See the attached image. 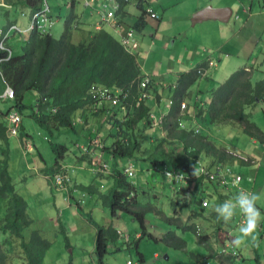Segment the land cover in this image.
Instances as JSON below:
<instances>
[{"label":"trees","instance_id":"16d2710c","mask_svg":"<svg viewBox=\"0 0 264 264\" xmlns=\"http://www.w3.org/2000/svg\"><path fill=\"white\" fill-rule=\"evenodd\" d=\"M120 2L121 8L116 14L119 23L126 17V9L131 0ZM20 3L34 13L43 10L47 0H21ZM135 7L142 12L135 24L137 29H141L145 26L150 7L145 0L136 1ZM75 19L73 10L59 38L41 31L28 33L24 36V46L19 54L14 52L8 42L13 50V56L1 64L0 77L15 91L14 106L22 114L23 109L29 107L24 103L25 97L31 91H37L39 98L30 105L32 110L30 115L42 128L52 131L74 128L77 125L85 127V120L76 122L77 114L84 119V114L89 110L97 115L105 114L99 129L105 124L117 128L116 133L109 134L112 137L111 145L101 138L105 142L104 150L110 153L114 172L108 175L112 181L111 190L100 197L110 206L113 215H118L119 211L125 212L140 224L141 232H136L141 233L140 237L134 240L132 236L126 244L138 250L140 240L149 237L165 242L168 246L186 250L188 242L177 234V230L191 231L198 236L200 242H204L206 235L201 234L197 225L195 223L187 225V219L190 222L193 216L186 218L184 216L190 212V203L186 197L180 202L176 198L173 199L171 202L173 215L167 216L153 203L141 202L136 185L122 173V169L127 166L125 162L144 160L154 165L155 169L162 167L181 170L189 176V180L196 181L197 161L200 158L212 156L214 160L220 162L232 158V155L227 154L225 149L218 148L201 131L195 132L194 127L188 129L182 127V121L187 120V116L182 115L181 104L191 98V88L203 78L199 71L210 68L208 61L179 74L173 91H171L173 84L164 89L163 94L170 98L171 108L163 117L161 126L155 129L151 114L157 110L152 99L154 96L161 101L162 95L159 91L163 86L156 83L151 76L149 84L145 88L141 87L146 75L143 74L137 55L126 49L105 27L92 30L90 39L86 38L79 43L73 42ZM252 72L248 67L239 68L217 88H210V102L203 106L202 102L198 105L195 101L194 107L198 120L204 116L205 120L212 124L239 125L248 136L264 144V131L252 120L251 111L248 112V109H254L258 102L264 100V79L254 83ZM97 88L118 93V103L111 105L108 102H98L93 97V91ZM143 91L152 95L151 99L139 102ZM98 104H101V107L95 109ZM7 115L0 111V140L7 145L0 149L2 156L0 197L6 202V216L0 220V264H18L19 259H24L26 264H43L46 250H49L51 243L46 242L45 236L38 230L33 231L30 239H25V230L33 221L28 213V204L19 193L10 173ZM145 125L154 127V132L151 130L143 136L142 130ZM23 129V126L20 127L21 133ZM89 139H92V134ZM146 142L148 146H145ZM167 144L170 145V151L166 148ZM52 149L58 154L56 165L62 167L68 148L53 143ZM83 156L82 159L87 155ZM99 174L98 176L105 177L103 173ZM81 187L91 193L98 192L94 186ZM75 189L79 191L78 184L72 191ZM83 196L86 197L87 194L84 192ZM203 202L204 198L195 204L201 209H206ZM150 212L156 213L174 229L168 230L160 238L154 236L146 227V215ZM212 214L217 216L215 212ZM192 215H196L195 218L202 217V212L194 211ZM2 233L10 238L2 240ZM64 233L66 234L65 231ZM67 236L66 234L68 240ZM120 238L118 228L115 226L105 227L97 224L96 255L99 264H103V259L109 253L110 243ZM138 254L142 262L143 255L139 252ZM257 261V264H260L258 258Z\"/></svg>","mask_w":264,"mask_h":264},{"label":"rangeland","instance_id":"374dc122","mask_svg":"<svg viewBox=\"0 0 264 264\" xmlns=\"http://www.w3.org/2000/svg\"><path fill=\"white\" fill-rule=\"evenodd\" d=\"M211 0H149L151 8L157 11L159 18L156 19L151 15H147L145 26L137 29L135 24L142 12L136 6V0H131L127 7V15L123 18L122 32L127 33L134 29L132 42L134 47L132 53L137 55L138 62L141 66L143 74L146 77H154L159 85L174 84L178 75L197 67L199 64L211 58L215 66H210L209 79L201 78L193 87L195 93L202 99H209L210 88H217L221 83L230 77L232 73L245 65L251 69L253 82L256 83L264 79V43L260 40L257 33L252 32L248 27L243 28L241 21H238L236 15L241 16V20L245 21L246 14L236 12L234 19L229 23L221 26V32L230 40L228 42L217 41L214 31H204L206 24L198 23L195 26L191 24L192 15L198 7L203 3H209ZM47 4L51 10V17L56 20V24L50 29L54 37L59 38L64 32L66 18L73 12L74 8L69 0H47ZM207 7V6H204ZM198 8V9H200ZM75 11L81 15L84 23L92 30L94 23L100 20L96 14L98 10L87 7L83 2H77ZM109 11V10H107ZM91 12L90 15H87ZM22 13L28 14L29 10L19 4H14L11 8L0 7V31H2L8 23L22 16ZM213 22V21H212ZM106 29L109 30L117 39H121V31L116 30L108 23L102 22ZM29 32H26L27 34ZM74 36L77 31L74 29ZM73 36L74 39H76ZM18 39V38H16ZM73 39V40H74ZM24 46L23 42H19ZM15 52H21L22 47L16 49ZM151 75V76H149ZM37 93V91H35ZM38 94V93H37ZM193 93H191V96ZM190 96V97H191ZM165 100H170L166 95ZM32 98L28 102V108L23 109L24 134H28L30 142L36 148L35 152L27 153L22 145L21 136L11 137L9 140V149L11 162H9L10 173L17 185V188L23 189V193L29 202V213L34 222L25 230V239H30L33 231H40L45 237L46 242L52 243V249L46 250L44 264H99L95 253V244L97 237V225L106 227L115 225L116 228L127 232L131 237H136V232H141L140 224L131 215L125 212H118L113 215L110 207L101 199V194H108L112 188V181L107 176L99 177L94 171L95 165H101L110 161V153L108 150L102 155V158L93 156V152L82 159L83 152L79 148L85 145L90 134L94 133L95 127L89 122H85V127L77 125L74 128H61L49 131L40 127L30 115V108L33 103ZM14 100H1L0 109L4 112L8 111ZM190 102V98L187 100ZM160 103H163L160 102ZM252 113V120L264 131V101L258 102L254 109H248ZM104 120V119H103ZM77 122V119H76ZM237 128L239 125H230ZM241 127V126H240ZM110 124L95 134L101 135V138L108 144H112L110 133H116L117 128L111 130ZM154 132V127L145 125L142 130L143 136L149 131ZM203 133L217 142L218 145H224L231 141L234 143V149L238 155H242L241 151L247 155H253L256 146L253 139L244 131H233L229 125H214L211 133L206 126H203ZM24 135V137H25ZM93 136V134H92ZM3 144L4 141H0ZM66 146L68 152L63 163L70 167L69 175L72 179L71 184H78L77 180L83 186H94L98 192H90L89 190H81L78 194V203H84L82 207L69 201V193L71 198L76 192L72 191L74 184L67 190L58 189L55 185L46 179V170L52 167L58 154L52 149V144ZM78 144V146H76ZM148 146V143H145ZM232 147V146H227ZM166 148L170 151V145ZM234 150V151H235ZM97 151V149H94ZM1 162V157H0ZM143 162V163H136ZM144 160H133L138 173L131 178L139 193L138 198L143 203H153L164 214L171 216L173 213L171 202L176 198L178 202L182 201L184 195L178 193L177 187L170 185L169 179L160 170H154V165ZM152 166V167H148ZM123 165V164H122ZM121 165V167H122ZM114 168V166H113ZM107 175V174H103ZM169 186V187H168ZM49 189L44 200V190ZM36 192H40V196H36ZM84 192L87 194L83 196ZM190 211V208H189ZM6 216V202L0 197V220ZM186 217L193 216L187 225L195 221L201 223L198 225L203 232H207L205 224L208 220L202 217H196L189 214ZM147 229L157 237H161L169 229H174L165 223L156 213L150 212L146 215ZM64 231L68 235L70 247H67ZM177 234L184 237L187 242L186 250L168 246L165 242L156 241L153 238H143L140 240L139 249L129 246L125 238H121L109 245V253L103 259V264H128L133 261L134 264H206L207 245L198 242L196 235L191 232H183L177 230ZM2 240L9 239L7 234H1ZM144 255V262L140 261V254ZM159 253V259L156 254ZM166 255L169 259H166ZM193 255L202 256L197 261ZM18 264H26L24 259H19ZM213 264H217L213 262Z\"/></svg>","mask_w":264,"mask_h":264},{"label":"crops","instance_id":"0c3cea01","mask_svg":"<svg viewBox=\"0 0 264 264\" xmlns=\"http://www.w3.org/2000/svg\"><path fill=\"white\" fill-rule=\"evenodd\" d=\"M20 1L21 0H0V7L11 8V6L14 4L15 5L19 4L22 7H24L23 4L20 3ZM145 2L147 4V6L151 8V3L149 2V0H145ZM76 4H77V2L75 4H72L73 8H74V14L76 15V19L74 21V29L77 31L76 36H74V33H73V36L76 38V39L73 38L74 39L73 42L79 43L86 38L90 39L91 36L89 37V35H90V32L92 31V28H91V26L89 27L87 25L88 23H84L82 18H81V15L75 11ZM204 6H211L214 8H225V7L231 8L233 10V14H232V17L229 20V22H231L234 19L236 12H243V14H246L245 21H242L241 16L239 14H237L236 18L238 19V21H241V25L243 26V28L248 27V29L250 31L257 33L260 40L264 43V0H211V1H209V3H203V5L201 6L202 8L198 7L200 9L197 8L196 12L205 8ZM26 9L29 10L28 14L22 13V16L17 17L16 20H14L12 22L10 21L8 23V25L0 32H3L4 30L8 29V27L11 24H17L20 26V28H22L23 31H26L28 26L31 23V18H32V11L29 8H26ZM154 11L157 12L156 10H154ZM196 12H194V14ZM90 14H91V12H89L87 15H90ZM96 14L100 17V20L95 21L94 29L99 30L102 27H105V25H103L101 23L102 20H101L100 13L96 12ZM193 15H192V17H193ZM67 18H66V22H67ZM229 22H227V23H229ZM205 23H211V24H206L207 26L204 27V31L216 32L217 37H214V38L217 41H223V43H224V42H228L230 40L228 37H226V35H224L221 32V26H219L220 23L224 24L225 22H221L219 20H208V21H205ZM191 24H192V19H191ZM120 26H121V30H122L123 21L121 22ZM65 28H66V25H65ZM111 28L113 29V26H111ZM73 32H74V30H73ZM25 33H23L21 35L13 33L11 38L8 41L9 45L13 49H14V45H13L14 43H15V45L18 44L16 46V49H18L19 47H22L21 46L22 44H20L19 42L20 41L24 42V36L28 34V33L27 34H25ZM16 38H18V39H16ZM21 52H22V50H21ZM21 52H16V54L17 53L19 54ZM209 59H211V58H209ZM247 66L248 65H245L244 67H247ZM249 70H250V68H249ZM187 71H189V70L187 69ZM209 72H210V68L208 70V76L205 78L209 77ZM149 76H151V75H149ZM178 77H179V75H178ZM178 77H177V79H178ZM176 80H175V83L172 85L174 87L172 88L171 91H173L175 88V84L177 82ZM161 86H163V87H161L159 94H161L162 98H163L164 89L170 85H161ZM5 88H6V84H5L4 80L0 77V99L3 101L10 100V99L1 98V95L3 94ZM193 88L194 87L191 88V92L193 93V95L191 96L189 105L187 106V127L200 128V131L202 132L203 135H205L208 138V140H211L218 148L225 149L227 154H231L232 152H238L239 153V151L234 149L233 146H235V145L231 141H229L226 144V146L218 145L217 142L211 138V135L209 137L203 133V126H206L207 129L209 130V133H211L213 126L217 125V124H215V123L212 124L209 120H205L204 116H202L201 120L200 119L198 120V117L196 115L197 112H196V109L194 107V103H195V101H197L198 105H201V102H202L203 106H205L206 103L210 102L211 95L209 96V99H202V97L198 96L197 93H195L196 89L193 90ZM37 93L35 91H31L30 93H28L27 96L25 97L24 103L28 106V102L32 98L36 97V99H38L39 93L38 94ZM35 101L36 100L34 99L33 103H35ZM152 101H153L152 102L153 106L157 110L155 112L156 117H158V118L163 117V115L167 111L166 105L170 101L163 99L162 100L163 103H159L155 98H153ZM12 102H13L12 107L8 111H6L5 113L9 114L13 110L19 111L18 108H16L14 106L15 100ZM98 107H101V104H98L95 107V109ZM0 111H2V110L0 109ZM2 112H4V111H2ZM104 116H105V114L97 115V114H94V111L89 110L84 114V119H81L79 114H77V120H82L83 122L85 120L86 123L89 122L90 124H92L93 127L96 128V129H94V133H95V131L97 132V130H99L100 124L103 121V119L105 118ZM6 122H7V127H8V115L6 116ZM191 125H193V126H191ZM22 126L24 127L23 115H22L21 127ZM158 127L159 126H155V129ZM229 127L234 132L235 131H238V132L244 131V129L240 126H238L237 128H233V126L229 125ZM112 128L113 127L111 126V129ZM24 132L25 131L23 129L22 133L20 131L19 135L21 136V138L23 136L22 145L24 147V150L27 153H30L29 151H27L26 146L28 143L31 144L30 142H28L31 140L29 138V135L28 134L25 135ZM94 133H92L93 137L99 136V135L94 134ZM7 135H8V133H7ZM24 135H25V137H24ZM8 137L10 140L11 136L8 135ZM99 137L101 139V135ZM250 138H252V137H250ZM252 139L256 145L254 147V150H253V152H254L253 155H251V154L247 155L246 153L243 152L244 151L243 150V151H241V153H242L241 156L236 154L235 156H232V158L230 160H224L223 162H220L218 160H214V158L212 156H204L201 159H203L206 163H208L211 166H215L216 164H220V163H225V167L231 168L236 173L243 174L242 175L243 178L240 182V186L242 187L243 190L251 191V192H254L258 195V199L256 201V207L261 211L262 214H264V144L259 143V141L256 140L255 138H252ZM88 140L90 141L89 137L87 138L86 144L89 142ZM0 141H2V140H0ZM101 142H102V144L105 145V142L102 139H101ZM76 146H78V144H76ZM227 146H232V147L227 148ZM8 147H9V143H8ZM32 147H33V145H32ZM1 148H5V144H3L2 142H0V149ZM94 149H97V151H94ZM33 150L35 152L36 148L33 147ZM105 151H106V149L104 150V148L93 147L91 149L90 153L93 152L92 155L98 156L97 158L99 159V157L102 158V155L105 153ZM89 154H87V155H89ZM0 157L2 159L1 154H0ZM63 161H62V163H63ZM106 163L110 167V171H107L104 174H107L105 176H108L114 172L112 159H110V161H108ZM125 163L130 164V163H133V161L131 160L130 162H125ZM136 163H143V162H136ZM55 165H56V162L52 167H50L46 170V179L58 188V186L53 181V175L55 173L61 171L62 168L64 166H66V164L63 163L62 167H58L57 165L56 166ZM148 167H152V166H148ZM98 175H100V174H97V176ZM75 182L78 183L79 191L74 190V192H76V194H74L72 196V198H71V195L68 191L69 188L68 189L58 188V189H61L62 191L67 190L69 193V201L71 203L76 204L80 208V207H82V204L78 203V197H79L78 193L80 192V187L83 185H82V183H79L77 180H75ZM170 185H172V184L169 181V186ZM81 189H82V187H81ZM18 190H19V193L25 198V200L28 204V213H29V209H30L29 202H28L27 198L25 197V194L23 193L24 191H23V189H19V188H18ZM181 190L183 192L184 197H186L190 203L189 208H190L191 213L193 214L194 211H204V212H202V218L204 220H208V221L202 223V224H205V228H207V232L202 233V235H206V237L204 238V242H200L198 236L196 235L199 243L207 245V247H206L207 252H208L207 255H209V256L206 257V262L211 261V264H213V262H215L217 264H221V263L222 264H240V263L257 264V262H258L257 258H258L260 264H264V221H262L257 226V228L253 231L252 234H250L247 237H242V242L239 245H235L233 243V241L236 239L237 236H240L239 227L244 223V217L237 210L236 213L234 214L233 218L229 222L225 223L222 219H218L217 216H213V214H212V212H215L214 208L217 204L222 203L225 200H229V199L234 198L235 194L237 193V190L235 188L230 189V190L229 189H222L221 186H219L215 182H209L207 180H203V182L202 181L194 182V181L189 180L187 183V187L182 188ZM137 191H138V189H137ZM49 192H50L49 189L44 190V200H46V193H49ZM35 194L37 197L40 196V192H36ZM202 198H207L210 202L211 207L206 208V209H201L200 207H198L195 204V202L197 203V201L201 200ZM101 199H103V198H101ZM207 214L209 216H207ZM29 215H30V213H29ZM31 220L34 222V219L32 217H31ZM194 223L197 225V227H199L198 225L201 226L200 222L197 223L195 221ZM113 226H115V225H113ZM199 228H201V227H199ZM119 231H122L127 235L126 231H124L122 229H118V233H119ZM140 235H141V233H137L136 237H132V239L136 240L137 238L140 237ZM158 238H160V237H158ZM66 242H67V247L69 248L70 247L69 237H68V240H66ZM231 243L233 245H235L236 248L240 252V256L238 258L230 255V252H229L230 250L228 247H230ZM187 245H188V243H187ZM225 248H227L228 251L226 250V251L222 252V250ZM50 249H52V243H51ZM95 253H96V244H95ZM159 257H160V254L157 253L156 259H159ZM193 257L197 261H200L202 259V256H198V255H193ZM166 259H169L168 255H166ZM144 260H145V257L143 255L142 262H144Z\"/></svg>","mask_w":264,"mask_h":264},{"label":"built area","instance_id":"2783aa9c","mask_svg":"<svg viewBox=\"0 0 264 264\" xmlns=\"http://www.w3.org/2000/svg\"><path fill=\"white\" fill-rule=\"evenodd\" d=\"M70 2H83L87 7H90L91 9H96L101 15L102 22L108 23L109 25L113 26L116 30L121 31V26L119 25V21L117 19V12L121 8V2L120 0H69ZM138 1V0H136ZM109 10V11H107ZM149 15L152 17L158 19L159 15L157 12H155L152 8H149ZM50 7L46 3L43 10L39 12H34L32 14L31 23L28 26L26 31H23L22 28H20L17 24H11L8 29L4 30L3 32H0V67L1 64L4 61L9 60L13 56V50L8 45V41L11 38L12 34H23L25 32H35V31H41L43 33H48L51 28H53L56 24V20H54L50 15ZM134 35V29L129 30L127 33H123L121 31V43L122 45L132 51L134 47V43L132 42V36ZM210 64L214 65V62L210 60ZM202 72V70H200ZM150 82V77H145L141 82V87L145 88ZM151 96L148 92L143 91V95L139 98V102L142 100L151 99ZM93 97L98 100V102H108L111 105H116L119 101V95L118 93L114 94L108 89L103 88H97L93 91ZM1 98L4 99H15V91L12 86L6 85V88L1 95ZM139 104V103H138ZM171 102H169L166 106L167 108H170ZM182 108H186L187 104L185 102L182 103ZM166 113V112H165ZM165 115V114H164ZM163 115V117H164ZM154 126H159L162 122L163 117H156L155 112L151 114ZM22 123V114L17 111L13 110L8 114V128L7 133L11 137H17L20 133V127ZM27 151H32L33 147L31 144H27ZM93 147H100L102 148V142L99 136H94L92 139H90L88 145L80 146V149L84 153H88ZM109 169V166L107 164H103L102 166L95 168L94 171L101 172V171H107ZM70 168L68 166H64L61 171L57 172V174L54 175L53 181L54 183L59 186L62 189H67V187H70L72 183V179L69 175ZM124 173L128 175L129 177H133L137 174V169L135 168L134 164L130 163L128 166L124 168ZM167 177L172 181L174 185H181L183 182H185V174L181 171L177 170H170L166 169L165 171ZM199 176H207L211 181H217L222 185H235V187L238 190H243L242 187L239 185V183L242 180V176L240 174H236L232 171L231 168H225L221 169L219 173H214L209 171L207 168H205L203 165L200 164L199 166ZM75 191H78L75 189ZM204 206H208L209 202L204 201ZM121 234H123L121 232ZM229 252L233 256H239L238 249L235 245L232 243L230 244ZM228 251L227 248L223 249L222 252ZM128 264H132L131 261H128ZM209 264V263H208ZM243 264V263H241Z\"/></svg>","mask_w":264,"mask_h":264},{"label":"clouds","instance_id":"9594fccd","mask_svg":"<svg viewBox=\"0 0 264 264\" xmlns=\"http://www.w3.org/2000/svg\"><path fill=\"white\" fill-rule=\"evenodd\" d=\"M72 4H75L76 3V1L75 2H71ZM33 14V13H32ZM57 22V21H56ZM122 22V21H121ZM121 22L119 23V25L121 24ZM121 42V41H120ZM130 51V50H129ZM132 52V51H131ZM210 60H212V59H209V60H207L208 61V63H209V67L211 66H215V63H214V65H211L210 64ZM213 61V60H212ZM208 70L209 69H207V70H203L201 73H202V75H203V77H207L208 76ZM200 72V71H199ZM153 98H155L154 96H153ZM16 99V98H15ZM157 101H158V99L157 98H155ZM164 98H162L161 99V101L163 100ZM161 101H158L159 103L161 102ZM170 101V100H169ZM171 102V101H170ZM186 104H187V101H184ZM183 103V102H182ZM182 105V104H181ZM189 104H187V106H188ZM167 107V106H166ZM170 108H171V105H170ZM170 108H167V111H166V113H165V115L168 113V111L170 110ZM181 110H182V115H185V116H187V107L186 108H182V106H181ZM164 115V116H165ZM163 120V119H162ZM182 121V120H181ZM198 121V120H197ZM77 122H81V120H77ZM200 122V121H199ZM161 126V124L159 125V127ZM155 127V126H154ZM182 127L184 128V129H188L189 127H187V120H184V121H182ZM196 129V131L195 132H200V128H195ZM93 137V136H92ZM85 145H88V144H85ZM103 145V147L102 148H105V145L104 144H102ZM80 146H83V145H80ZM80 146H79V148H80ZM82 151V150H81ZM83 152V151H82ZM91 152V150L88 152V153H84L85 155H87V154H89ZM230 155H232V156H235L236 155V152H232ZM103 164H107V163H102L101 165H95L94 167H93V169H95V168H98V167H100V166H102ZM133 164V163H132ZM200 164L201 165H203L205 168H207L209 171H211V172H214V173H219V171L221 170V169H225V168H229V167H225V163H220V164H216L215 166H209L208 165V163H206L203 159H199L198 161H197V169H198V173H197V176H196V178H197V180L196 181H194V182H198V181H202L203 182V180H207V181H209V182H215V183H217L219 186H221V188L222 189H233V188H235L236 190H237V193L235 194V196H234V198H232V199H229V200H225L224 202H222V203H219V204H217L216 206H215V208H214V211H215V213L217 214V218L218 219H222L225 223H227V222H229L232 218H233V216H234V214L236 213V211L238 210L239 212H240V214L244 217V223L239 227V233H240V236H237L236 237V239L233 241V243L235 244V245H239L241 242H242V237H247V236H249L250 234H252L253 233V231L257 228V226L262 222V221H264V214H262L261 213V211L256 207V201H257V199H258V195L256 194V193H254V192H251V191H246V190H238L236 187H235V185H227V186H225V185H222V184H220L219 182H217V181H211L207 176H199V166H200ZM108 165V164H107ZM129 164H127V166H128ZM161 168L160 167H158V168H154V170H160ZM166 169H168V168H162V172L165 174V176L167 177V175H166V173H165V171H166ZM170 170H177V171H181V170H178V169H174V168H171ZM107 171H110V167H109V169L107 170ZM107 171H101V172H96L97 174H99V173H105V172H107ZM233 171V170H232ZM181 172H183V171H181ZM234 172V171H233ZM109 173V172H108ZM122 173L125 175V176H127V178L129 179V180H131V178L132 177H129L128 175H126L125 173H124V169H122ZM137 173H138V169H137ZM184 173V172H183ZM236 173V172H235ZM55 174H57V173H55ZM54 174V175H55ZM185 174V173H184ZM236 174H240V173H236ZM54 175H53V177H54ZM241 176L243 175V174H240ZM168 178V177H167ZM185 178H186V180H185V182H183L181 185H174L173 183H172V181L169 179V181L171 182V184H172V186H175V187H177L178 189V191L177 192H180L181 194H183V192H182V188H185V187H187V183H188V181H189V176L187 175V174H185ZM242 178H243V176H242ZM133 183V182H132ZM239 185H240V183H239ZM58 188H60L59 186H58ZM69 187H67V189H68ZM62 189V188H61ZM204 201H208L209 202V200L207 199V198H204ZM84 203V200H82V203L81 204H83ZM204 206V205H203ZM206 208H209V207H211V205H210V202H209V205L208 206H205ZM201 212H204V211H201ZM207 216H209L208 214H207ZM199 228V227H198ZM199 230H200V228H199ZM121 232L122 231H119V234H120V237L121 238H127L126 239V241L128 242L129 240H130V235H126L124 232H122L123 234H121ZM200 232H201V230H200ZM238 252H239V250H238ZM231 255V254H230ZM231 256H233V255H231ZM239 256H240V252H239ZM239 256H237V258L239 257ZM234 257H236V256H234ZM211 264V261H207L206 262V264ZM241 264V263H240Z\"/></svg>","mask_w":264,"mask_h":264},{"label":"water","instance_id":"95a60500","mask_svg":"<svg viewBox=\"0 0 264 264\" xmlns=\"http://www.w3.org/2000/svg\"><path fill=\"white\" fill-rule=\"evenodd\" d=\"M232 14H233V10L231 8H228V7L214 8L211 6H207L203 9L197 11L193 15L192 25L195 26L198 23H202V22L208 21V20H219L221 22L227 23L231 19ZM172 215H173V213H172Z\"/></svg>","mask_w":264,"mask_h":264}]
</instances>
